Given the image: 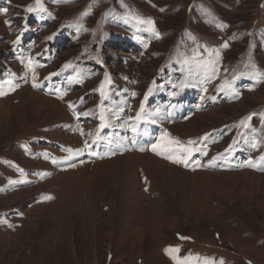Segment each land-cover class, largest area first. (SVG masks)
I'll list each match as a JSON object with an SVG mask.
<instances>
[{"label":"rangeland","instance_id":"rangeland-1","mask_svg":"<svg viewBox=\"0 0 264 264\" xmlns=\"http://www.w3.org/2000/svg\"><path fill=\"white\" fill-rule=\"evenodd\" d=\"M40 3L0 0V264H264V0Z\"/></svg>","mask_w":264,"mask_h":264},{"label":"snow or ice","instance_id":"snow-or-ice-1","mask_svg":"<svg viewBox=\"0 0 264 264\" xmlns=\"http://www.w3.org/2000/svg\"><path fill=\"white\" fill-rule=\"evenodd\" d=\"M36 5H37V7L36 8H33V7H29L27 10L29 11V12H34V11H46V9H44L43 8V5L40 3V0H36ZM5 12L7 11V9H5L4 10ZM142 23H143V21H142ZM147 23L148 24H151L152 22L151 21H147ZM159 34L157 33V36H158ZM48 39H52V37H48ZM225 47H227V45H225ZM204 67L205 68H212V69H214V62H207L205 65H204ZM242 75H244L243 73H242ZM257 75H259V74H257ZM106 80H107V76H106ZM9 84H11V81H9L8 82ZM34 87H36V86H38V85H33ZM226 86L227 87H231V85L230 84H228V82H226ZM16 87H19V85H12V88L14 89V88H16ZM103 88H104V84H101V89L103 90ZM151 88L148 90V92H149V94L151 93ZM2 94H4V93H0V95H2ZM101 95L102 96H104V95H106V93L105 92H103V91H101ZM145 99H147V95L145 96ZM141 110H143V104H141ZM88 113H85V115H87ZM141 117H140V113H137V115H136V119L137 120H139ZM249 119H251V117H249ZM104 120V117H103V115H101V121H103ZM243 123V122H242ZM105 125L103 124V123H101V127H104ZM132 132H136V128L135 127H132ZM83 134V133H82ZM174 143H177V141H174V140H171V139H168V134L167 133H164L162 136H161V139H160V141L158 142V144H155V145H153V147H152V150L154 151V152H156L158 155H160V154H164V153H167V152H169L170 150H171V146H172V144H174ZM85 147H88V145H87V142L85 143ZM79 154V153H78ZM189 155H190V152H189ZM167 158H169V159H172V157L171 156H168ZM187 160H188V157L187 156H185L184 158H176L173 162H175V163H183V164H185V166H187ZM47 199H51V197H46ZM169 255H171L172 254V252H174V251H178V249H171V248H169V249H166L165 250ZM173 258H175V257H173ZM205 264H214V262H210V261H205ZM221 264H222V262H221Z\"/></svg>","mask_w":264,"mask_h":264},{"label":"bare ground","instance_id":"bare-ground-1","mask_svg":"<svg viewBox=\"0 0 264 264\" xmlns=\"http://www.w3.org/2000/svg\"><path fill=\"white\" fill-rule=\"evenodd\" d=\"M184 124V123H183ZM3 135V134H2Z\"/></svg>","mask_w":264,"mask_h":264}]
</instances>
